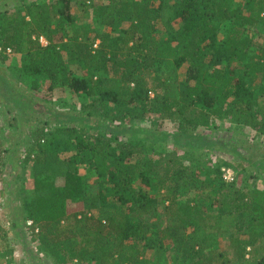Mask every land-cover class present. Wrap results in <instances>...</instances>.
I'll return each mask as SVG.
<instances>
[{
	"label": "trees",
	"instance_id": "obj_1",
	"mask_svg": "<svg viewBox=\"0 0 264 264\" xmlns=\"http://www.w3.org/2000/svg\"><path fill=\"white\" fill-rule=\"evenodd\" d=\"M26 1L0 9V64L18 54L10 76L44 102L62 87L89 98L86 114L104 121L191 133L228 120L264 137V0H75L77 10L73 0H30L19 17ZM102 103L109 109L95 108ZM6 141L0 124V178ZM23 142L31 181L14 197L50 263L160 264L145 257L154 249L169 264H264V189L240 181L238 163L87 123L33 124ZM79 199L87 211L69 212Z\"/></svg>",
	"mask_w": 264,
	"mask_h": 264
},
{
	"label": "rangeland",
	"instance_id": "obj_2",
	"mask_svg": "<svg viewBox=\"0 0 264 264\" xmlns=\"http://www.w3.org/2000/svg\"><path fill=\"white\" fill-rule=\"evenodd\" d=\"M16 1L18 2V0H0V9L11 8ZM29 1L27 0L17 9L19 17L25 14L26 4ZM72 6L73 10L78 9L75 0L72 1ZM227 24H223L220 28L218 32L220 38L225 35ZM40 39L46 43L43 37ZM18 56L11 52L7 64H0V73L5 74L9 79L4 82V77H0V124L8 140L4 147L10 148L11 155L7 158L0 178V264H52L49 258L30 241L31 232L26 223L23 225L17 201L18 195L23 192L20 189L22 179L31 181L30 166L26 165L22 168L19 160L24 152L23 140L33 124L87 123L93 128L102 126L106 132L126 139H141L147 142L148 146L156 145L158 150L175 149L177 146L181 150L180 154L196 152L195 154L208 156L214 161L228 160L239 164L238 169L243 172V176L239 174L238 177L240 181L245 180L246 186L264 189V137L255 131L228 120L216 121L212 127L191 133L175 132L173 125L169 123L163 131H155L150 130L145 121L135 122L132 125L104 121L95 115L86 114L83 104L89 102V98L79 99L66 88H57L51 95H47L46 97L51 98L50 102L41 100L44 98L42 93L32 95L26 80L16 81L9 74V72L14 74L8 66L18 65ZM170 76L172 81L184 77L180 69L176 72L171 70ZM57 105L60 107L58 108ZM95 108L107 110L109 106L102 103L95 105ZM188 140L190 142L192 140L193 143L190 147L186 146ZM79 173L86 192L90 195L95 194L94 175L84 165L79 166ZM15 194L17 198L14 197ZM87 203L89 204L88 200ZM85 204L81 199L69 202L68 211H87ZM4 231L7 233L4 234ZM221 243L222 246L227 247L228 254H232L228 249L230 245L228 241L223 240ZM167 256L168 254L154 249L145 252V257L160 264H169Z\"/></svg>",
	"mask_w": 264,
	"mask_h": 264
},
{
	"label": "built area",
	"instance_id": "obj_3",
	"mask_svg": "<svg viewBox=\"0 0 264 264\" xmlns=\"http://www.w3.org/2000/svg\"><path fill=\"white\" fill-rule=\"evenodd\" d=\"M7 51H10V50L8 49ZM222 171H223V178L225 181H227V182L233 181L234 174H233V170L231 168L223 167ZM25 223L28 225V228L34 226L32 220H27ZM34 230H35V232H37L36 226L34 227Z\"/></svg>",
	"mask_w": 264,
	"mask_h": 264
}]
</instances>
